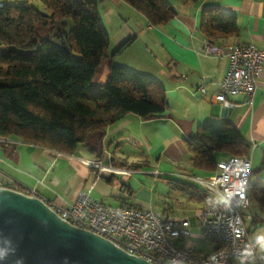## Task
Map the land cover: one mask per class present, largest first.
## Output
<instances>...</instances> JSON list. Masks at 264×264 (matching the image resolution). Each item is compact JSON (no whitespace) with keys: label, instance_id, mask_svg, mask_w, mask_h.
Segmentation results:
<instances>
[{"label":"crops","instance_id":"1","mask_svg":"<svg viewBox=\"0 0 264 264\" xmlns=\"http://www.w3.org/2000/svg\"><path fill=\"white\" fill-rule=\"evenodd\" d=\"M167 1L176 10V17L171 22L154 27L133 11L141 24L138 29L142 31L140 35L121 38L126 40L128 37L124 43L130 42L126 50L123 49L125 51L134 44L143 46L139 51L140 57L146 59L142 76L157 81L164 88L168 104L166 112L149 120L130 114L109 127L102 139L100 159L83 147L69 155L25 145L15 138L0 141L1 186L19 184L46 203L60 206L73 204L77 195L85 192L109 207L126 204L150 209L153 193L149 187L150 179L155 184L158 179L170 183L191 180L192 188L200 195L217 200L194 181V178L205 179L209 173L192 169L184 145V140L193 136L207 121L218 125L229 122L252 145L251 178L253 168L258 164L260 173L249 192L255 185L264 186V66L258 78L254 104L250 106L244 94H228L227 99L234 107L226 108L214 97L219 94L220 83L226 75L227 59L198 53L205 38L199 32L200 17L208 8L219 10L227 20L236 22L240 30L238 37L225 39L218 45L228 49L236 44H252L264 51V0ZM4 3L8 4V0H0V4ZM117 49L113 55H108L107 61L132 69L115 64ZM83 161L97 162L110 170L91 168ZM129 170L134 173L130 176L123 173ZM140 170L158 171L160 175L155 178L139 173ZM186 170L191 172L189 176L193 179L188 178ZM190 200L197 206L193 211L195 224L188 216L183 218L189 219L191 229H197L196 214L207 201L197 197ZM245 214L250 217L246 220L248 231L252 228L248 235L264 260V249L257 243V237H264V209L250 203Z\"/></svg>","mask_w":264,"mask_h":264},{"label":"trees","instance_id":"2","mask_svg":"<svg viewBox=\"0 0 264 264\" xmlns=\"http://www.w3.org/2000/svg\"><path fill=\"white\" fill-rule=\"evenodd\" d=\"M37 1L47 13L28 4L0 5V137L69 155L83 147L100 159L109 127L130 114L149 120L166 112V92L157 81L107 61L110 37L98 13L101 0ZM120 1L154 27L176 17L167 0ZM199 32L218 44L238 37L240 30L219 10L208 8L201 13ZM74 48L79 59L70 55ZM106 61V82L93 85ZM184 145L192 169L208 173L228 156L250 158L252 152V145L229 122H205ZM2 186L22 191L16 183ZM250 195L264 209V186H253ZM195 197L215 201L192 188L190 198Z\"/></svg>","mask_w":264,"mask_h":264},{"label":"built area","instance_id":"3","mask_svg":"<svg viewBox=\"0 0 264 264\" xmlns=\"http://www.w3.org/2000/svg\"><path fill=\"white\" fill-rule=\"evenodd\" d=\"M198 53L228 61L227 72L220 83L219 94L214 97L215 101L226 108H233L234 104L227 99V95L244 94L247 103L250 106L254 104L258 78L264 66L263 50L252 44H237L225 49L208 45L204 38ZM0 141L9 139L0 137ZM83 163L91 168L110 170L97 162ZM123 173L130 176L134 172L129 170ZM139 173L155 178L160 175L158 171L140 170ZM251 174L249 158L228 156L219 161L217 170L209 173L205 179L194 178L203 190L218 198L207 202L196 214V228L201 239L216 244L206 255L197 252L195 243L191 242L188 218L162 219L150 209L126 204L109 207L85 192H80L73 204L48 205L70 224L100 235L127 253L153 264H241L239 257L245 250L251 254L243 258V264H264L246 227V220L250 219L245 212L250 207L248 192ZM242 181H245L243 198L238 194ZM19 187L21 192L33 194Z\"/></svg>","mask_w":264,"mask_h":264},{"label":"water","instance_id":"4","mask_svg":"<svg viewBox=\"0 0 264 264\" xmlns=\"http://www.w3.org/2000/svg\"><path fill=\"white\" fill-rule=\"evenodd\" d=\"M14 248L23 264H153L70 224L41 198L0 186V251Z\"/></svg>","mask_w":264,"mask_h":264},{"label":"rangeland","instance_id":"5","mask_svg":"<svg viewBox=\"0 0 264 264\" xmlns=\"http://www.w3.org/2000/svg\"><path fill=\"white\" fill-rule=\"evenodd\" d=\"M116 1H118L120 5L117 4ZM8 4H28L29 6L41 12L47 13L44 6L37 0H8ZM133 11L135 10L120 0H101L98 2L99 17L102 19L107 33L110 37V46L108 48V53L110 55H113L115 53V50L117 48H120L121 44L127 41L128 37L126 38V40L121 39L123 36L140 35L142 29L138 28L141 26V24L138 23L137 17L134 15L135 13H132ZM70 30L71 21L69 20L67 27L64 29V32L69 35ZM140 47L142 48L143 46H141L140 44H134L131 49L129 48L127 51H125L127 48L126 47L124 48L125 50H123V53H116L114 55L115 64L119 63L127 67H132L133 70L129 68L127 69L142 76L143 64L146 59L140 57ZM70 55L74 59H79L81 57L79 52L75 48L70 51ZM139 72H141L142 74ZM107 77L108 67L107 63H104L97 70L92 84L96 86L104 84L107 80ZM253 169L255 170L253 171L250 186L256 184V176H258L260 173V165L258 164V166H254ZM185 173L190 179L191 175L189 176V174H191V172L189 170H186ZM157 181V184L159 185L155 184V181L153 179H150L149 181V187L153 192L150 200V209L162 219H181L186 215L191 219V222L194 225L195 220L193 211L197 206L193 204L192 200H190V190H192L191 184L193 181H175L173 183L166 182L163 179H158ZM251 203L254 206L258 205L255 201L252 200ZM190 232L192 234L191 242L195 243V249L197 252L206 255L214 249L216 244L214 242L201 239V234L198 229L192 228Z\"/></svg>","mask_w":264,"mask_h":264},{"label":"clouds","instance_id":"6","mask_svg":"<svg viewBox=\"0 0 264 264\" xmlns=\"http://www.w3.org/2000/svg\"><path fill=\"white\" fill-rule=\"evenodd\" d=\"M244 183L245 181H242L240 184L241 191L238 193L241 198H243L244 195ZM257 243L261 245L262 249H264V237H257ZM251 253L247 250L243 251L240 254V261L241 264H243V258L249 256ZM10 256H16V248H14L11 252L7 251H0V261H7ZM14 264H23V257L16 256V259L14 261Z\"/></svg>","mask_w":264,"mask_h":264},{"label":"bare ground","instance_id":"7","mask_svg":"<svg viewBox=\"0 0 264 264\" xmlns=\"http://www.w3.org/2000/svg\"><path fill=\"white\" fill-rule=\"evenodd\" d=\"M0 5H2V4H0ZM205 42H206L208 45H211V46H220V45H218V44H213V43H211L207 38H205ZM28 195H32V196H34L33 194H28ZM251 200H252V198H251L250 192H248V202H249V204L251 203ZM57 214L62 218V214H60V213H57Z\"/></svg>","mask_w":264,"mask_h":264},{"label":"flooded vegetation","instance_id":"8","mask_svg":"<svg viewBox=\"0 0 264 264\" xmlns=\"http://www.w3.org/2000/svg\"><path fill=\"white\" fill-rule=\"evenodd\" d=\"M55 32H53V34H54ZM55 35H57V34H55Z\"/></svg>","mask_w":264,"mask_h":264}]
</instances>
